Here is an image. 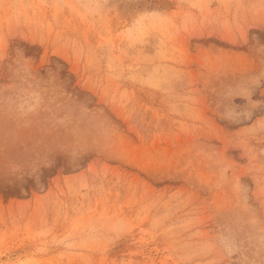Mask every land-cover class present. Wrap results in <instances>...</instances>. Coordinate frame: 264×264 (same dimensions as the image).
<instances>
[{
	"label": "rangeland",
	"instance_id": "obj_1",
	"mask_svg": "<svg viewBox=\"0 0 264 264\" xmlns=\"http://www.w3.org/2000/svg\"><path fill=\"white\" fill-rule=\"evenodd\" d=\"M0 264H264V0H0Z\"/></svg>",
	"mask_w": 264,
	"mask_h": 264
}]
</instances>
